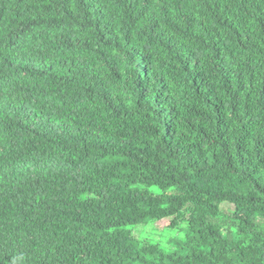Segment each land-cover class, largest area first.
Listing matches in <instances>:
<instances>
[{
  "label": "trees",
  "instance_id": "trees-1",
  "mask_svg": "<svg viewBox=\"0 0 264 264\" xmlns=\"http://www.w3.org/2000/svg\"><path fill=\"white\" fill-rule=\"evenodd\" d=\"M0 264H264V0H0Z\"/></svg>",
  "mask_w": 264,
  "mask_h": 264
},
{
  "label": "rangeland",
  "instance_id": "rangeland-1",
  "mask_svg": "<svg viewBox=\"0 0 264 264\" xmlns=\"http://www.w3.org/2000/svg\"><path fill=\"white\" fill-rule=\"evenodd\" d=\"M231 208L230 205L224 204L223 208ZM168 222L163 220L158 222L154 227L155 228H146V230L142 233L143 239H149L152 242L159 243L162 246L169 247L171 245L172 239L177 235L176 231H167L165 226H167ZM165 229V230H164Z\"/></svg>",
  "mask_w": 264,
  "mask_h": 264
}]
</instances>
